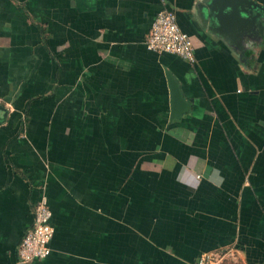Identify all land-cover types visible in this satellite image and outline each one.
<instances>
[{
	"label": "crops",
	"instance_id": "0c3cea01",
	"mask_svg": "<svg viewBox=\"0 0 264 264\" xmlns=\"http://www.w3.org/2000/svg\"><path fill=\"white\" fill-rule=\"evenodd\" d=\"M202 1L0 0V264H264V35ZM163 7L194 61L148 48ZM43 196L52 251L21 263Z\"/></svg>",
	"mask_w": 264,
	"mask_h": 264
},
{
	"label": "built area",
	"instance_id": "2783aa9c",
	"mask_svg": "<svg viewBox=\"0 0 264 264\" xmlns=\"http://www.w3.org/2000/svg\"><path fill=\"white\" fill-rule=\"evenodd\" d=\"M148 48L177 54L183 58L195 60L194 40L184 30L177 19L176 11L170 7L161 8L152 22L146 41ZM52 209L46 196L36 204L34 222L22 237L18 247V258L27 263L36 258H44L52 251L51 240L54 226L51 222ZM227 252L216 250L203 252L195 264H218Z\"/></svg>",
	"mask_w": 264,
	"mask_h": 264
},
{
	"label": "water",
	"instance_id": "95a60500",
	"mask_svg": "<svg viewBox=\"0 0 264 264\" xmlns=\"http://www.w3.org/2000/svg\"><path fill=\"white\" fill-rule=\"evenodd\" d=\"M217 29L232 28L237 40L248 35H264V20L252 0H204L200 3ZM171 87L173 115L177 116L187 105L178 82L168 75Z\"/></svg>",
	"mask_w": 264,
	"mask_h": 264
},
{
	"label": "rangeland",
	"instance_id": "374dc122",
	"mask_svg": "<svg viewBox=\"0 0 264 264\" xmlns=\"http://www.w3.org/2000/svg\"><path fill=\"white\" fill-rule=\"evenodd\" d=\"M218 264H244L239 258L229 255L228 253L220 258Z\"/></svg>",
	"mask_w": 264,
	"mask_h": 264
}]
</instances>
